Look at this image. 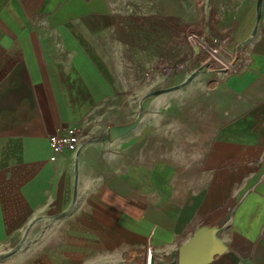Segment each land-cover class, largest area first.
Here are the masks:
<instances>
[{
    "label": "crops",
    "instance_id": "obj_1",
    "mask_svg": "<svg viewBox=\"0 0 264 264\" xmlns=\"http://www.w3.org/2000/svg\"><path fill=\"white\" fill-rule=\"evenodd\" d=\"M195 1L0 0V264H264V0Z\"/></svg>",
    "mask_w": 264,
    "mask_h": 264
},
{
    "label": "built area",
    "instance_id": "obj_2",
    "mask_svg": "<svg viewBox=\"0 0 264 264\" xmlns=\"http://www.w3.org/2000/svg\"><path fill=\"white\" fill-rule=\"evenodd\" d=\"M188 40L194 44L202 45L208 48L212 54H216V50L211 48L205 39L202 37L190 34ZM79 131L75 126H68L62 130H58L48 137L49 146L51 151L56 154L63 151L76 152L79 148ZM149 253V252H148ZM151 261V255L149 253V263Z\"/></svg>",
    "mask_w": 264,
    "mask_h": 264
},
{
    "label": "water",
    "instance_id": "obj_3",
    "mask_svg": "<svg viewBox=\"0 0 264 264\" xmlns=\"http://www.w3.org/2000/svg\"><path fill=\"white\" fill-rule=\"evenodd\" d=\"M135 124H136V122H133V123H129L127 125L121 126V127L111 128V129H109V136L111 138H115L116 137L115 134H117V136H118V134L121 135L124 132L131 129L132 127H134ZM194 242H195V238H193L187 246H185L179 250V264H199L203 260L206 259V257H204V258L200 259V261H195L193 263L189 262L188 255L194 247Z\"/></svg>",
    "mask_w": 264,
    "mask_h": 264
},
{
    "label": "rangeland",
    "instance_id": "obj_4",
    "mask_svg": "<svg viewBox=\"0 0 264 264\" xmlns=\"http://www.w3.org/2000/svg\"><path fill=\"white\" fill-rule=\"evenodd\" d=\"M198 0H196L195 2H197ZM189 3H194V0H188Z\"/></svg>",
    "mask_w": 264,
    "mask_h": 264
}]
</instances>
